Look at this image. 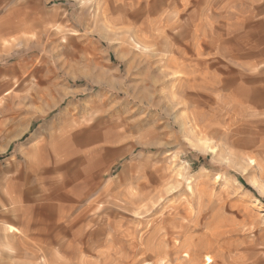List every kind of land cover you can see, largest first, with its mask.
I'll use <instances>...</instances> for the list:
<instances>
[{
	"label": "rangeland",
	"instance_id": "obj_1",
	"mask_svg": "<svg viewBox=\"0 0 264 264\" xmlns=\"http://www.w3.org/2000/svg\"><path fill=\"white\" fill-rule=\"evenodd\" d=\"M0 264H264V0H0Z\"/></svg>",
	"mask_w": 264,
	"mask_h": 264
},
{
	"label": "bare ground",
	"instance_id": "obj_2",
	"mask_svg": "<svg viewBox=\"0 0 264 264\" xmlns=\"http://www.w3.org/2000/svg\"><path fill=\"white\" fill-rule=\"evenodd\" d=\"M133 201V200H132ZM195 226V225H194ZM197 237V236H196ZM212 237V236H211ZM200 238V237H199ZM212 240V239H211ZM163 243H164V241H163ZM196 243H197V241H196ZM201 243V242H200ZM193 244H195L194 242H193ZM192 246V245H191ZM209 246V245H208ZM210 248V247H209ZM213 248V247H212ZM211 249V248H210ZM161 252V251H160ZM198 257V256H197ZM201 257V256H200ZM214 260V259H213ZM199 263V262H198Z\"/></svg>",
	"mask_w": 264,
	"mask_h": 264
},
{
	"label": "crops",
	"instance_id": "obj_3",
	"mask_svg": "<svg viewBox=\"0 0 264 264\" xmlns=\"http://www.w3.org/2000/svg\"><path fill=\"white\" fill-rule=\"evenodd\" d=\"M12 71H14V72H15V69H12Z\"/></svg>",
	"mask_w": 264,
	"mask_h": 264
}]
</instances>
